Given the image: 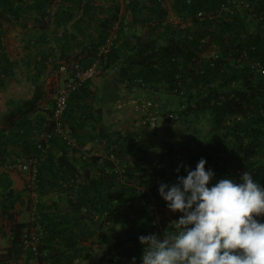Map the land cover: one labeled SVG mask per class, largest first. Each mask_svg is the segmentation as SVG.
<instances>
[{
	"label": "trees",
	"instance_id": "1",
	"mask_svg": "<svg viewBox=\"0 0 264 264\" xmlns=\"http://www.w3.org/2000/svg\"><path fill=\"white\" fill-rule=\"evenodd\" d=\"M12 28L23 33L21 65L33 90L0 116V169L23 172L33 161L24 191L35 212L13 224L5 264H80L96 246L97 264L133 256L139 264L138 237L167 227L158 219L167 209L159 184L175 183L178 165L194 169L202 157L213 182L247 170L264 185V0H0V91L20 65L4 43ZM73 62L81 70L98 63L115 90L98 101L87 80L72 92L61 118L66 139L56 130L55 99L40 104L48 77L63 64L73 75ZM130 88L149 97L142 125L102 126L100 102L114 107ZM151 115L184 127L185 137H162ZM90 142L100 149L85 150ZM22 197L1 172L0 215L11 219ZM33 235L36 252L25 244Z\"/></svg>",
	"mask_w": 264,
	"mask_h": 264
},
{
	"label": "clouds",
	"instance_id": "2",
	"mask_svg": "<svg viewBox=\"0 0 264 264\" xmlns=\"http://www.w3.org/2000/svg\"><path fill=\"white\" fill-rule=\"evenodd\" d=\"M206 164L203 157L194 169L180 164L175 183L159 184L167 209L180 215L163 235L138 237L139 264H264V185L247 170L213 182Z\"/></svg>",
	"mask_w": 264,
	"mask_h": 264
},
{
	"label": "crops",
	"instance_id": "3",
	"mask_svg": "<svg viewBox=\"0 0 264 264\" xmlns=\"http://www.w3.org/2000/svg\"><path fill=\"white\" fill-rule=\"evenodd\" d=\"M67 79H68V74L62 71H59L58 73L48 77L44 85V90L47 94V97L41 102L40 104L41 107L46 106L50 102V100L55 99L58 89L65 83ZM18 80H19L18 82L23 81L21 77H19ZM55 81L60 82V84L55 92V96L50 97L49 94L47 93V89H49L50 88L49 86L53 85ZM112 82L113 81L111 76L103 75L100 73L96 75L93 79H90V83H91L90 87L91 90L96 95V100L99 101L103 96H107L108 93L114 92L115 89ZM7 87H8V83H7ZM31 96L32 93L27 97L18 96L17 99L14 100L29 99ZM98 101L96 102L97 107H98ZM104 103L106 107L104 106ZM149 104H150L149 97L147 96V93L143 89H139V88L138 89L130 88L128 90L124 89L122 92V98L117 101L114 107H110V105L106 104V102H102V101L100 102L99 106H102L103 109L101 112L102 115L101 125L104 126L105 128L115 129V130L118 129L121 130L122 132L130 131L133 129L134 126L139 125L140 122L138 121L142 119V116L148 113ZM7 109L8 107L3 109V113H1L0 116L6 114ZM3 123L4 122L2 118H0V127L3 125ZM99 147L100 146L97 143L90 142L85 147V150L87 151L91 150L93 152H96L100 149ZM1 172L7 174V176L10 178L12 183V188L14 190H17V193L19 195H21V193L23 195L22 197L23 202L22 199H20L16 203L14 210H12L11 219H8L7 217L4 216L2 217L0 215V264H5V261L3 260L1 255V250L8 248L10 246L11 240L13 239L14 236L13 224L28 223L34 216L35 206H34V202L31 199H29L28 194L24 191L27 184L30 183L29 181L31 180H29V178L26 179V177L24 178L18 166L14 165V166L1 168L0 173ZM173 217H174V213H173ZM169 221L170 220L166 221L165 219H163L164 226L165 224L169 223ZM95 249L96 251L93 253L92 257L89 260L93 261L94 264H97L102 254V251L100 250L99 246H96ZM18 264H26V263L24 262V260H20L18 261ZM30 264H35V263H30Z\"/></svg>",
	"mask_w": 264,
	"mask_h": 264
},
{
	"label": "rangeland",
	"instance_id": "4",
	"mask_svg": "<svg viewBox=\"0 0 264 264\" xmlns=\"http://www.w3.org/2000/svg\"><path fill=\"white\" fill-rule=\"evenodd\" d=\"M22 34L23 33L20 28H12L4 36V43L6 45V50L10 59L20 65L17 68L15 77L8 82V87L0 92V114L3 113V109L7 107V104L10 100L17 99L18 96L27 97L32 93L33 90L28 79V73L21 65L24 57ZM19 77H21L23 81L18 82ZM59 84L60 82L55 81L53 85L49 86L51 89H47V93L50 97L55 96V92L58 89ZM138 122H140L139 126H141L142 119H140ZM158 130L162 137H176L178 139L185 137V128L178 125L174 127H168L164 124V121H162L161 118L158 119ZM22 174L24 178L26 177V179H28L27 174L24 172H22ZM158 219L160 220L161 224L163 223L164 225L163 219L166 221L174 219L173 213L167 209L162 215H159ZM167 225L168 223L165 224V226ZM80 264H94V262L89 260Z\"/></svg>",
	"mask_w": 264,
	"mask_h": 264
},
{
	"label": "built area",
	"instance_id": "5",
	"mask_svg": "<svg viewBox=\"0 0 264 264\" xmlns=\"http://www.w3.org/2000/svg\"><path fill=\"white\" fill-rule=\"evenodd\" d=\"M168 5V4H167ZM72 74L69 75L68 79L65 81V83L58 89L56 97H55V107H54V120L56 123V130L60 134H64L65 138L68 139V136L65 134L63 125H62V115L66 110L67 104H68V98L72 92H74L82 83H84L87 80L93 79L96 75L99 74V66L98 63L93 64L89 69L87 70H81L80 66L77 62H73L71 64ZM69 66L66 64H63L60 68V71L65 72L68 74ZM172 120H175L176 118L173 116L171 118ZM150 127L155 128L158 125V118L156 116H153L147 120ZM48 138V135L46 133H42L40 136L41 139V146H43V142L46 143ZM42 150H44V147H42ZM33 161H28L27 163H23L22 170L25 174L28 175L29 180H33L36 175V169L33 166ZM37 237L32 236L30 239H27L25 241L26 246L32 248L33 251L36 252L37 250Z\"/></svg>",
	"mask_w": 264,
	"mask_h": 264
}]
</instances>
